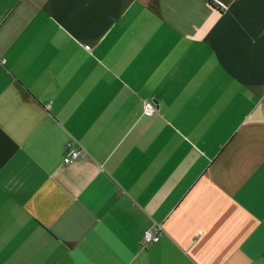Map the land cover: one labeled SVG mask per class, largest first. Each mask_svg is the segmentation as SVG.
<instances>
[{
	"label": "crops",
	"instance_id": "obj_1",
	"mask_svg": "<svg viewBox=\"0 0 264 264\" xmlns=\"http://www.w3.org/2000/svg\"><path fill=\"white\" fill-rule=\"evenodd\" d=\"M0 264H264V0H0Z\"/></svg>",
	"mask_w": 264,
	"mask_h": 264
},
{
	"label": "built area",
	"instance_id": "obj_2",
	"mask_svg": "<svg viewBox=\"0 0 264 264\" xmlns=\"http://www.w3.org/2000/svg\"><path fill=\"white\" fill-rule=\"evenodd\" d=\"M143 111L148 114H155L157 112V106L154 102L150 100H144ZM66 146H67V152L63 155L64 162H67L72 157L76 156L80 150L79 147L72 146L70 144V140L67 141ZM160 233H161V225L159 224V222H154L153 224L145 227L142 232L143 244L157 240L159 238Z\"/></svg>",
	"mask_w": 264,
	"mask_h": 264
}]
</instances>
